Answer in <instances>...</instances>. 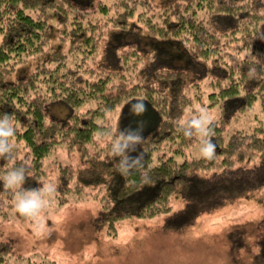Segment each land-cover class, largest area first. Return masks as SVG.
<instances>
[{"label": "trees", "instance_id": "16d2710c", "mask_svg": "<svg viewBox=\"0 0 264 264\" xmlns=\"http://www.w3.org/2000/svg\"><path fill=\"white\" fill-rule=\"evenodd\" d=\"M256 53L264 54V0H0V117L16 128L15 159L0 158V177L26 166L21 188L42 187L50 179L43 160L55 148L78 154L81 165L56 167L53 200L63 205L97 188L94 223L110 236L122 221L160 214H168L165 228L179 230L251 191L264 195V158L245 164L264 151V121L224 134L231 115L257 100L264 107V63L250 58ZM33 58L26 76L8 79ZM204 98L223 108L211 137L215 158L178 160L201 145L183 135L180 121ZM139 99L147 111L138 116L130 108ZM50 105L66 111L50 114ZM116 110L114 125L107 114ZM140 121L144 140L131 155L142 152L143 166L125 176L110 140ZM21 188L5 189L0 179V216ZM177 191L184 207L171 212ZM225 238L230 254L245 251L251 264H264V204L257 222ZM15 250L0 238V264H45Z\"/></svg>", "mask_w": 264, "mask_h": 264}, {"label": "rangeland", "instance_id": "374dc122", "mask_svg": "<svg viewBox=\"0 0 264 264\" xmlns=\"http://www.w3.org/2000/svg\"><path fill=\"white\" fill-rule=\"evenodd\" d=\"M35 64L33 58L17 65L8 79L26 76ZM208 102L204 98L195 109L198 106L207 107ZM91 106L92 103H88L78 111ZM207 108L215 120L223 114L220 103ZM49 111L59 116L66 109L50 105ZM118 114V110L107 114L108 121L116 125ZM263 121L264 107L257 100L248 110L229 117L224 134L227 136L236 130H250ZM200 147V144L196 145L178 160L200 156ZM263 158L264 151L245 164L253 167L260 164ZM58 164L81 165L82 162L78 154H68L61 147L55 148L43 160V166L50 174V179L43 184L53 183ZM96 189H87V193L80 198L71 195L63 205L56 204L52 198L50 207L43 213L46 230L42 234L34 230L32 221L17 216L14 207L9 209L6 217L0 216V238L9 240L21 258L45 264H251L250 256L245 251L237 252L236 257L230 254L225 235L234 227L249 228L263 216L264 195L251 191L246 197L202 213L179 230L165 228L164 221L168 214H160L152 218L122 221L117 224V233L110 236L105 227H97L94 223L101 198L98 196L100 194L96 195ZM170 204L171 212L184 207L178 191Z\"/></svg>", "mask_w": 264, "mask_h": 264}, {"label": "clouds", "instance_id": "9594fccd", "mask_svg": "<svg viewBox=\"0 0 264 264\" xmlns=\"http://www.w3.org/2000/svg\"><path fill=\"white\" fill-rule=\"evenodd\" d=\"M253 63H264V54H250ZM256 69L249 70V75L253 76ZM130 111L135 115H143L147 107L143 99L137 100L131 105ZM215 117L206 106H198L194 115L183 118L180 121V130L186 138L193 136L200 138L201 147L200 156L203 159L213 160L216 155V144L212 142L214 135L213 125ZM144 125L143 121L137 123L135 128L129 126L123 131L117 129L110 140V152L114 157H119L117 165L118 171L122 175H130L133 170L143 166L142 152L133 156L131 153L137 151V146L142 144ZM16 135V128L11 118L5 114L0 117V158L6 160L15 159V145L12 142ZM95 138L101 141L104 138L103 131L97 132ZM28 168L26 166L13 167L7 173L0 177L5 189H17L25 183L27 179ZM142 179L146 180L145 177ZM56 193L55 183H44L42 187L29 188L16 191L14 194V208L20 216L33 222L34 230L42 234L46 230V218L43 215L45 210L50 207L52 198Z\"/></svg>", "mask_w": 264, "mask_h": 264}]
</instances>
